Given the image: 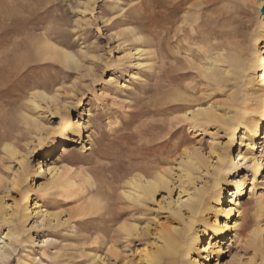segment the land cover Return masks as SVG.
Here are the masks:
<instances>
[{"label":"rangeland","instance_id":"obj_1","mask_svg":"<svg viewBox=\"0 0 264 264\" xmlns=\"http://www.w3.org/2000/svg\"><path fill=\"white\" fill-rule=\"evenodd\" d=\"M262 3L0 0V264H157L172 229L192 264H264Z\"/></svg>","mask_w":264,"mask_h":264},{"label":"bare ground","instance_id":"obj_2","mask_svg":"<svg viewBox=\"0 0 264 264\" xmlns=\"http://www.w3.org/2000/svg\"><path fill=\"white\" fill-rule=\"evenodd\" d=\"M261 3V2H260ZM132 34V33H131ZM134 34V33H133ZM136 38V37H135ZM138 39V38H136ZM38 44V43H36ZM238 44V42H237ZM32 46V45H31ZM36 47V45H33V47ZM244 47V46H242ZM246 47V46H245ZM244 47V49H246ZM255 47V46H254ZM38 49H41L40 52H42L43 54H40L39 51L37 53L39 54H36L38 57H40V55H42L43 59L45 57H48L49 56L51 58H54L64 64H68V63H73V64H76L77 61L75 60L74 56L68 52H65L61 49H57L53 46H51L49 43H47L46 41H43V43H41L40 45L37 46ZM36 48V50L34 51H37L38 49ZM240 49V47L238 48ZM236 50V49H234ZM242 50V49H241ZM239 51V50H238ZM243 51V50H242ZM245 51V50H244ZM35 53V52H34ZM240 53V52H239ZM47 54V55H46ZM236 53H233V55L231 56L230 58V61H231V69L233 71H236L237 73H239L242 69V63L240 61V56H237L235 55ZM45 55V56H44ZM242 55V54H241ZM32 56V55H31ZM30 58V57H29ZM21 59V57H20ZM32 59V58H31ZM252 62L249 64L250 65V68H256V71H257V84L260 86V87H264V50L261 52V53H257L256 52V49L254 48L253 49V52H252V55H251V59H250ZM22 61L23 62H26L25 58L22 57ZM30 61V60H29ZM28 62V61H27ZM208 69V68H207ZM206 69V70H207ZM213 69L214 71V68H211L210 67V75H208V71H207V76L208 79L209 77L211 76V78L213 80H215L214 82L215 83H219L220 81L217 82V80L219 79V75L217 74L216 76V71L215 72H211V70ZM239 71V72H238ZM230 72V71H229ZM212 73V74H211ZM215 73V74H214ZM220 74V73H219ZM205 75V74H204ZM218 78V79H217ZM220 80V79H219ZM123 86V85H122ZM37 96H39L40 98H49L50 97H47L46 95L44 94H37ZM36 97V96H35ZM35 97L33 96V100L35 99ZM53 99V97L51 98ZM34 102V101H33ZM37 104V103H36ZM258 109H259V112L258 114L261 116V118H263L264 120V105L261 106V104L259 103L258 105ZM36 107V106H35ZM208 111V114H209V117L211 118V115L212 113ZM205 114L206 111H205ZM211 114V115H210ZM208 116V115H207ZM213 116V115H212ZM215 116V115H214ZM213 116V117H214ZM217 116L214 117V119L216 118ZM218 118V117H217ZM215 120H219L218 119H215ZM220 121V120H219ZM222 122V120H221ZM77 134L79 137H81V132L79 130V128H75ZM261 138H264V134L262 135ZM194 156V155H193ZM196 156V155H195ZM194 160L198 159V158H194V157H190ZM189 158V159H190ZM192 159L189 160L190 161H193ZM237 159L238 160H242V159H245L244 156H240V154H237ZM253 161L251 163V167H253L254 169V172L255 174L259 173L261 170H262V166H263V160H264V152H263V148H261L259 150V155L257 156V158H252ZM188 161V160H187ZM198 161V160H197ZM196 161V162H197ZM187 164V163H186ZM191 165L192 167L196 164L195 162H190L188 163L187 165ZM232 166H234L235 164H231ZM190 167V166H189ZM191 168V167H190ZM165 178L163 177V174L162 172H156L154 173V175L152 176V178H148V179H144L142 177H137V176H133L132 178H130L129 180V185L133 188L132 190H134V194L136 197H135V200L137 198V200H139L138 198H141L143 199V197H152L154 192L156 191V189L161 186V185H164L165 184ZM127 195V194H126ZM130 195V194H129ZM131 195H132V191H131ZM132 195V196H133ZM131 198H134L132 197ZM199 199V198H198ZM197 200V199H196ZM195 200V201H196ZM198 201V200H197ZM200 202V201H199ZM198 202V203H199ZM226 215L229 214L228 211L225 212ZM191 227V223H188L187 226H186V229H189ZM184 231V230H183ZM182 231V232H183ZM187 242V239L184 237V235H182L181 231L180 230H175V229H172V231H170L169 234H166V237L164 238L162 244L159 245V247H157V249L155 251H153V253L148 256V260H150L151 262H154V263H157L159 264L160 263V260H162L163 258H167L169 259L168 261H173L175 258H177L178 256H180V251L181 250H184V253H183V261H185L186 264H192L194 263V261L190 260L187 258L188 256V250L190 249V245L192 244V241L190 240L189 241V246H185ZM188 243V242H187ZM205 250V249H203ZM182 257V255L180 256ZM8 258V253H7V250L5 248L4 245L0 246V261H4ZM170 258H172L173 260H170ZM165 260V259H164ZM176 260V259H175ZM167 261V260H166ZM167 261V262H168ZM159 262V263H158ZM163 262V260H162ZM171 262H169V264H172ZM161 264V263H160Z\"/></svg>","mask_w":264,"mask_h":264},{"label":"water","instance_id":"obj_3","mask_svg":"<svg viewBox=\"0 0 264 264\" xmlns=\"http://www.w3.org/2000/svg\"><path fill=\"white\" fill-rule=\"evenodd\" d=\"M260 13L263 14L264 13V0H263V3L260 7Z\"/></svg>","mask_w":264,"mask_h":264}]
</instances>
